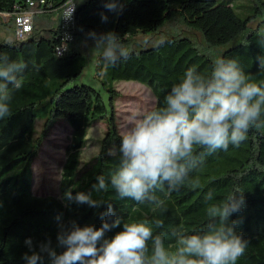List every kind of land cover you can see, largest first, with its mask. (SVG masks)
Here are the masks:
<instances>
[{
    "label": "trees",
    "instance_id": "obj_1",
    "mask_svg": "<svg viewBox=\"0 0 264 264\" xmlns=\"http://www.w3.org/2000/svg\"><path fill=\"white\" fill-rule=\"evenodd\" d=\"M27 1L0 0V13L23 12ZM45 1L37 9L36 27L27 40L0 39V55L28 65L23 86L13 93L10 115L0 119V264H28L23 259L25 253L32 255L25 243L28 239L42 257L37 264H52L51 256L40 251V244L50 240L52 249L58 255L63 253L58 235L73 223L99 229L108 219L104 213L109 205L114 218L122 222L151 221L154 235L163 234L165 247L171 246L174 251V233L180 225L189 234L203 231L209 219L207 207L223 202L236 188L243 192L245 205L230 221L238 222L236 231L247 241V247L235 264H264V128L250 129L239 147L229 145L227 151L197 149L198 164L189 172L190 182L171 193L166 184L155 190L154 195L164 202L162 206L121 199L110 184L119 164L122 138L114 111L120 97L115 84L136 82L148 87L156 98L155 110L164 106V97L189 67L195 65L201 72L210 73L215 61L212 54L220 50L221 57L237 59L245 73L264 80L257 60L264 56V34L259 31L264 22V0H252L253 13L246 19L238 16L231 0H117V11L105 7L109 0ZM71 1L76 5L75 39L59 56L57 49L65 40L54 16ZM101 14L108 17L107 22L102 21ZM176 18L202 34L204 48L188 37L171 36L154 47L130 52L125 49L134 36L157 33ZM6 27L13 28L14 20ZM91 32H115L126 53V58L114 66H102V74H97L110 94L109 104L92 86H72L86 68L78 44L93 40L88 35ZM240 37L238 45L224 49ZM39 120L43 122L41 132L36 127ZM60 121L69 124L71 142L62 165L59 193L37 196L33 191V165ZM97 122L106 123V133L98 155L84 164L82 152ZM110 150L116 155H109ZM100 175L109 180L107 191L94 189ZM69 191L73 197L81 192L91 194L101 204L92 208L68 200L65 194ZM209 193L211 200L206 199ZM156 220L163 227L156 228ZM122 230L123 223L107 232L105 238L111 239ZM151 248L149 241L150 252Z\"/></svg>",
    "mask_w": 264,
    "mask_h": 264
},
{
    "label": "clouds",
    "instance_id": "obj_2",
    "mask_svg": "<svg viewBox=\"0 0 264 264\" xmlns=\"http://www.w3.org/2000/svg\"><path fill=\"white\" fill-rule=\"evenodd\" d=\"M117 11V0L105 5ZM75 6H73L70 19ZM122 11V9H120ZM103 22L108 17L101 14ZM95 42L106 65L114 66L126 58L120 36L115 32L88 34ZM260 70L264 71V56H258ZM28 65L23 61H10L0 55V119L10 115L13 93L24 83ZM264 128V80L245 73L235 58L221 57L213 62L210 73L197 66L189 67L164 97V106L148 112L121 138L119 164L110 177V184L121 199H132L138 204L151 202L163 205L154 192L167 185L168 192L179 191L189 181V172L198 164L197 149L227 151L229 145L239 147L247 139L250 129ZM109 155L115 156L110 150ZM203 155V153H201ZM94 185L96 192L107 191L109 180L100 175ZM195 187L196 183L191 182ZM68 200L89 207H99L101 201L91 194L67 192ZM211 200L212 194L206 197ZM245 205L243 192L236 188L223 202L210 204L206 209L208 223L203 231L189 234L183 225L174 233L175 250L166 248L163 234H155L152 222H122L114 218L109 205L99 229L93 226L72 227L62 231L57 239L65 248L57 254L51 241L40 244L52 264H235L247 247L236 231L237 221H230ZM111 221V222H109ZM123 230L113 238L106 233ZM155 227H163L155 221ZM149 241L152 242L151 252ZM32 255L25 253L28 264H37L42 257L34 250L33 241H25Z\"/></svg>",
    "mask_w": 264,
    "mask_h": 264
},
{
    "label": "rangeland",
    "instance_id": "obj_3",
    "mask_svg": "<svg viewBox=\"0 0 264 264\" xmlns=\"http://www.w3.org/2000/svg\"><path fill=\"white\" fill-rule=\"evenodd\" d=\"M235 6V11L241 19H246L253 13L252 0H231ZM61 15L57 13L54 16V23H60ZM56 21V22H55ZM0 23L1 32L8 33L2 39L16 41L15 29L8 28ZM255 26V25H254ZM36 20L34 21V30ZM259 31L264 34V22L261 24ZM188 37L196 42L201 48H204V39L200 32L192 31L178 18L168 23L157 33H140L134 36L127 44L125 49L127 52L139 50L147 47H154L163 40L171 37ZM1 39V38H0ZM242 37L229 44L224 49L238 45ZM80 52L86 60V68L83 73L78 76L74 85L86 84L99 90L103 95L107 104H109L108 91L103 87L97 74H102V66L106 64L102 59L101 53L95 50L94 40H86L79 42ZM223 50L216 51L212 54L213 59L221 58ZM120 97L115 102L114 111L116 112V121L118 131L121 136L125 131L139 122L148 112L152 111L156 104V98L152 91L136 82H119L115 84ZM42 121H38L36 127L41 132ZM66 121H60L49 134L45 141L39 157L33 165V191L37 196L58 195L62 165L66 160L67 147L71 142V128ZM106 133V123L97 122L89 131L88 147L82 152V163L87 164L95 158L100 150L101 141Z\"/></svg>",
    "mask_w": 264,
    "mask_h": 264
},
{
    "label": "built area",
    "instance_id": "obj_4",
    "mask_svg": "<svg viewBox=\"0 0 264 264\" xmlns=\"http://www.w3.org/2000/svg\"><path fill=\"white\" fill-rule=\"evenodd\" d=\"M45 0H39V2L28 0L27 9L23 12L16 13H0V23L9 24L11 20H14V29L17 41H25L34 33V19L40 5H45ZM73 6L75 10L70 19H66L70 15ZM60 28L64 35L65 42L62 47L57 49V53L61 56L67 49L69 43L73 42L76 33V5L73 1L69 2L61 11Z\"/></svg>",
    "mask_w": 264,
    "mask_h": 264
},
{
    "label": "crops",
    "instance_id": "obj_5",
    "mask_svg": "<svg viewBox=\"0 0 264 264\" xmlns=\"http://www.w3.org/2000/svg\"><path fill=\"white\" fill-rule=\"evenodd\" d=\"M4 35L9 36L8 33L1 32L0 38L2 39Z\"/></svg>",
    "mask_w": 264,
    "mask_h": 264
}]
</instances>
